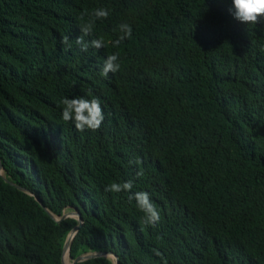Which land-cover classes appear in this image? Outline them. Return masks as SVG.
Returning a JSON list of instances; mask_svg holds the SVG:
<instances>
[{"label":"trees","instance_id":"obj_1","mask_svg":"<svg viewBox=\"0 0 264 264\" xmlns=\"http://www.w3.org/2000/svg\"><path fill=\"white\" fill-rule=\"evenodd\" d=\"M231 8L0 0V264H63L68 213L81 217L70 264H264V19ZM90 20L84 40L105 46L84 52ZM121 23L131 38L113 46ZM112 54L120 70L103 76ZM66 97L98 98L101 127L65 122ZM129 180L131 193L105 191ZM137 191L158 207L155 226L129 201Z\"/></svg>","mask_w":264,"mask_h":264},{"label":"clouds","instance_id":"obj_2","mask_svg":"<svg viewBox=\"0 0 264 264\" xmlns=\"http://www.w3.org/2000/svg\"><path fill=\"white\" fill-rule=\"evenodd\" d=\"M232 8L230 9L234 19L237 21L255 25L260 22L261 19H264V0H231ZM109 15V12L105 9H97L92 13V16L95 19H106ZM94 27V20H90L88 23L84 24L81 27L82 36L77 37L76 43L80 45L81 51L86 52L89 46L100 49L105 46L102 38L92 39L89 42L84 40V36H91ZM119 31L121 35L115 41H113V46H118L125 39H130L132 35V28L127 23H121L119 25ZM62 43L71 46L69 44V38L67 36L62 37ZM120 63L118 54L108 55L104 61L102 68V75L107 76L110 72L116 73L120 70ZM63 105L62 110V119L65 122L71 121L74 124V127L78 131H97L103 121H104V112L101 107V102L98 98L86 99L84 97L77 98H63L61 101ZM140 165L142 161L137 158L135 161H130ZM137 175H143L142 171L138 172ZM133 188V182L131 180L116 183L113 182L105 188V191L108 192H129ZM129 201L135 200L138 209L144 214V223L146 225L155 226L159 223L161 217L160 212L156 204L152 201L149 194L144 191H137L128 196ZM157 256H160L161 253L156 252Z\"/></svg>","mask_w":264,"mask_h":264},{"label":"water","instance_id":"obj_3","mask_svg":"<svg viewBox=\"0 0 264 264\" xmlns=\"http://www.w3.org/2000/svg\"><path fill=\"white\" fill-rule=\"evenodd\" d=\"M0 170L1 169V163H0ZM1 175V174H0ZM42 205V204H41ZM43 206V205H42ZM67 217H76L77 218V221H78V225L75 226L72 231L70 232V234L68 235V238L65 242V245H64V248L62 250V257H61V261L63 264H65L64 262V254H65V250L67 251V256H68V250H69V247H70V243L73 239V236L75 235V233L77 232L78 230V227L80 226L81 224V217L78 213H68V214H64L63 216H61V218L59 220H62L64 218H67ZM57 220V221H59ZM99 256H105V254L103 253H93V254H83L81 256H78L77 258H75L71 264H77V263H80L82 261H85V260H88V259H91V258H95V257H99ZM69 258V256H68ZM113 258L115 259V262L114 264H118L117 261H116V257L113 256Z\"/></svg>","mask_w":264,"mask_h":264},{"label":"rangeland","instance_id":"obj_4","mask_svg":"<svg viewBox=\"0 0 264 264\" xmlns=\"http://www.w3.org/2000/svg\"><path fill=\"white\" fill-rule=\"evenodd\" d=\"M0 174L3 175L2 170H0ZM111 258H112V257H111ZM112 259H113V258H112ZM65 264H70V260H69V258L65 261Z\"/></svg>","mask_w":264,"mask_h":264},{"label":"bare ground","instance_id":"obj_5","mask_svg":"<svg viewBox=\"0 0 264 264\" xmlns=\"http://www.w3.org/2000/svg\"><path fill=\"white\" fill-rule=\"evenodd\" d=\"M67 259V255H66V250H65V254H64V260Z\"/></svg>","mask_w":264,"mask_h":264}]
</instances>
